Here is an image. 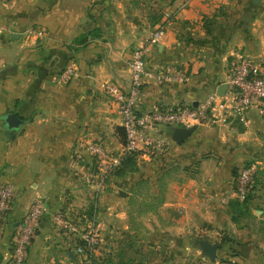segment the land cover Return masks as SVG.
<instances>
[{"label": "crops", "instance_id": "crops-1", "mask_svg": "<svg viewBox=\"0 0 264 264\" xmlns=\"http://www.w3.org/2000/svg\"><path fill=\"white\" fill-rule=\"evenodd\" d=\"M167 18L147 64L153 72L176 69L186 79H151L140 111L194 105L217 92L233 60L248 55L259 61L264 54V0L0 3V182L18 190L0 239V263L9 257L18 224L42 197L48 212L27 264H89L74 250L81 234H64L57 213L96 220L100 243L93 264H212L194 246L198 237L221 242L218 259L264 264V180L255 176L247 202L237 198L234 182L235 169L264 158V116L257 107L247 124L232 118L197 125L182 144L172 139L176 127H159L153 134L167 141L168 152L137 158L136 168L110 176L99 196L86 180L90 169L74 158L82 142L113 151L125 144L122 115L105 84L131 87L133 49ZM31 26L45 28L46 37H28ZM71 63L76 75L62 80ZM10 114L23 121L17 129L7 122ZM147 250L153 261L147 262Z\"/></svg>", "mask_w": 264, "mask_h": 264}, {"label": "built area", "instance_id": "built-area-1", "mask_svg": "<svg viewBox=\"0 0 264 264\" xmlns=\"http://www.w3.org/2000/svg\"><path fill=\"white\" fill-rule=\"evenodd\" d=\"M12 0H0V3ZM187 3L181 5L183 9ZM169 19H165L158 27L151 30L132 51L130 66L132 84L125 89L116 83L105 84V92L114 102L122 115L126 141L120 150L113 151L96 141L82 142L76 146L74 158L82 166H88V184L99 196L105 190L107 179L122 165L124 159L136 155L139 159L156 158L168 152L167 141L153 132L161 126L190 127L201 124H215L238 118L247 124V114L252 107H257L264 116V54L261 60H254L248 55L233 60L229 66L225 82L228 84L226 93L220 96L216 91L209 93L198 102L197 106L178 104L164 106L151 111H140L139 104L144 86L151 79L158 83L184 81L186 76L176 69L168 68L153 72L149 69L147 58L151 47L160 36L166 33ZM26 35L36 41L46 37L47 32L42 26H31ZM76 75V64L65 67L61 74L62 80L71 79ZM221 111L222 116H218ZM257 163L251 162L240 170L237 177L235 192L244 201L249 196ZM18 190L11 182H0V239L3 237L7 220L12 212ZM48 206L42 197L32 202L29 211L22 218L14 231L9 257L0 264H27L31 245L37 236L43 216ZM64 234H81L80 241L75 243L77 254L85 255L89 264L94 259L99 247V231L95 219L86 216L71 221L65 215L54 216ZM212 264H236L226 259H217Z\"/></svg>", "mask_w": 264, "mask_h": 264}, {"label": "water", "instance_id": "water-1", "mask_svg": "<svg viewBox=\"0 0 264 264\" xmlns=\"http://www.w3.org/2000/svg\"><path fill=\"white\" fill-rule=\"evenodd\" d=\"M254 1L255 3H259L260 0H254ZM227 88H228V84L224 82L220 84V86L218 87L217 93L220 96H223L226 93ZM197 105L198 102H195L194 106ZM7 122L10 128H15V129H17L21 124H23V121L16 114L8 115ZM197 128H198L197 125H193L190 127H176L172 132V139L177 144H182L192 136V134L197 130ZM122 193L124 194L125 192L123 191ZM193 244L194 246L199 248L202 254L208 257L212 262H215L218 259L219 251L221 248L220 241L213 242L205 238L198 237L193 239Z\"/></svg>", "mask_w": 264, "mask_h": 264}, {"label": "trees", "instance_id": "trees-1", "mask_svg": "<svg viewBox=\"0 0 264 264\" xmlns=\"http://www.w3.org/2000/svg\"><path fill=\"white\" fill-rule=\"evenodd\" d=\"M248 17V20H250V18L252 17V15H251V13L247 16ZM260 154H264V152H259ZM249 163H251V162H247V163H245V165H244V167L246 166V165H248ZM136 165H137V156L136 155H130V156H128V157H126L125 159H124V161H123V163H122V165L120 166V168L115 172V173H117V172H121V171H123L124 170V168L125 167H130V169H132V170H134L135 168H136ZM242 169V168H241ZM114 173V174H115ZM239 173H240V171L238 172V170L237 169H235V175L236 176H238L239 175ZM255 178V177H254ZM253 187H254V185L252 184V189H251V192H250V194H249V196L246 198V202L249 200V198H250V196H251V194H252V192H253ZM227 240H230L231 241V239H228V238H224L223 240H222V242H227ZM99 264H114V263H112V262H105V263H99Z\"/></svg>", "mask_w": 264, "mask_h": 264}, {"label": "rangeland", "instance_id": "rangeland-1", "mask_svg": "<svg viewBox=\"0 0 264 264\" xmlns=\"http://www.w3.org/2000/svg\"><path fill=\"white\" fill-rule=\"evenodd\" d=\"M168 26V25H167ZM155 28V27H154ZM154 28H149V30L146 32V34H148L151 30H153ZM167 28V27H166ZM140 43V42H139ZM251 160V161H250ZM248 159V162H256L257 163V170H256V174H255V176L256 175H258V177H259V179H262V180H264V158H261V157H256V158H254V159ZM262 161V162H261ZM247 163V162H246ZM244 165L245 164H242V166H240L237 170L239 171L241 168H243L244 167ZM261 172H263V174L261 173ZM262 176V177H261ZM237 177L238 176H236L235 177V186H236V182H237ZM254 183H255V178H254V181H253V185H254ZM238 198V197H237ZM239 199V198H238ZM240 200V199H239ZM240 201H242V200H240ZM245 201V200H244ZM98 226V225H97ZM98 231H99V227H98ZM145 254V256H146V258H147V262H150V261H153L154 260V258H155V254L154 253H152V254H150L149 252H148V250L146 251V253H144ZM132 256H134V254L132 253ZM103 263H105V261H103Z\"/></svg>", "mask_w": 264, "mask_h": 264}]
</instances>
